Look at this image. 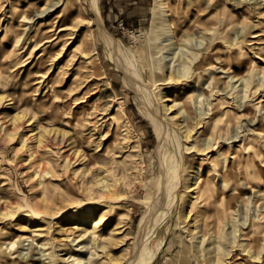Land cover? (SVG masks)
Listing matches in <instances>:
<instances>
[{"label":"rangeland","instance_id":"374dc122","mask_svg":"<svg viewBox=\"0 0 264 264\" xmlns=\"http://www.w3.org/2000/svg\"><path fill=\"white\" fill-rule=\"evenodd\" d=\"M81 1L73 42L60 60V50L51 51L43 95L46 87L33 90L28 69L41 49L32 62H21L26 37L18 26L57 0H0V264H136L147 235L155 253L150 264H264V48L249 42L254 29H264V0H98L99 14L90 0ZM23 15L31 22L20 21ZM177 27L176 38L188 30L185 40L168 39ZM204 52L212 54V73L195 64ZM187 54L196 59L184 66ZM217 95L216 124L230 127L215 133L199 106ZM151 109L170 133L180 119L196 124L193 132L177 127L185 184L210 176L215 164L224 175L214 179L217 196L209 206L191 203V192L180 186L174 215L146 222L142 234V200L162 190ZM110 115L115 123L107 122ZM43 131L49 141L38 149ZM169 144L165 153L172 161ZM196 152L204 160L201 172L189 157ZM95 163L98 177L113 163V176L123 183L121 199L97 200L104 190L95 184L93 192L94 177L87 173ZM93 197L90 210L85 200ZM93 223L95 238L89 233L78 240ZM78 224L84 226L73 228ZM26 236L40 249L27 248Z\"/></svg>","mask_w":264,"mask_h":264},{"label":"bare ground","instance_id":"6f19581e","mask_svg":"<svg viewBox=\"0 0 264 264\" xmlns=\"http://www.w3.org/2000/svg\"><path fill=\"white\" fill-rule=\"evenodd\" d=\"M29 1L30 0H28V3H29ZM69 1H73V3L70 5ZM74 1H76L77 3H75ZM30 5H31V2H30ZM74 5H76V8L74 7ZM1 6H2V4H1ZM61 6H63V7L61 8V10L58 11V9ZM65 7H67L66 9H68L70 16L73 18L72 19L73 22H71V23H67V21H65V18H64ZM82 7L85 8V5L83 4V2L81 0H57V2H55V3H52V4L46 3L45 5L41 6L40 9H38L37 12L35 13V16H33V17H36V19L34 21L32 20V22L27 21V19H24L25 15L22 16L20 21H22L24 19L23 22H31V23L28 25H25V24L23 25V23H22V24H19V26H18V28H21V30H23L21 36L24 34V36L26 37V40L24 41L23 45L21 46V49L19 52V53H22L21 57H20L21 62L22 61L32 62L34 60V55H33L34 51H36L37 49H39V50L41 49V52L37 55V58L35 59V61L32 62L31 64L29 63L30 66L28 68L29 73L32 74L31 78H30V82L31 83L33 82V84H34L33 90H39V89L42 90L43 88L46 87L43 95H45V93L47 92L48 87L50 86L49 85L50 84L49 83L50 78L47 80V77H48L47 73L51 67H49L48 69H46V68L49 65V60L52 59L51 58L52 57L51 51L53 49H55V50L59 49L60 54L58 55V57H55V59L60 60L63 52H65L66 49L69 47V45L73 42L75 35H76V31L79 29V26H80V25H77V23H74V21H76L75 19H78L82 16V9H80ZM90 7H91V9L95 10L96 13L99 14L98 0H90ZM158 14H159V11H158ZM10 16H11L10 19H13L14 13L13 14L11 13ZM9 23L12 24V21H10ZM202 28L208 29V27H202ZM80 29H81V27H80ZM180 30H182V29L178 28V27L175 28V30H173V34L169 35V38H168V36L166 38H168V39L176 38V35H177V33L179 34ZM186 33H188V30H183L181 33V36H183V38L178 37L176 39L185 40L186 37L188 36V34H186ZM29 37H31V38L33 37L34 41H32V39L29 41V39H28ZM251 37L252 38L249 41L250 44H254L256 48H264V29H259V28L254 29ZM171 43H173V41ZM187 55L188 56H183V55L181 56L180 62L181 63L183 62L184 66H186V64L188 62V60H186L187 58L189 59L191 56H193V60L196 59V57H194L195 55H191V54H187ZM211 57H212V54H210L208 52H204V54L201 55L195 61L196 66L198 65V67H201V69H200L201 72L204 69H206V71L208 73L213 72L211 70H207L208 68L212 67V60H210ZM218 58H220V60L222 59L221 56H218ZM80 63H81V61L78 63V65L76 64L77 69L81 67ZM30 70L32 72H30ZM77 72H79V71L73 70L71 72V74H75L74 78L79 77V73H77ZM216 72H217V74H219V72H221V71H216ZM217 74H215V75L217 76ZM211 78H212V76H211ZM218 78H220V77H218ZM234 85L235 84H232V87H234ZM214 89L215 88H213L212 90H214ZM74 100H76V98ZM218 101H220L219 95H217L216 101H213L211 98V101L208 100V102H201L202 104L199 106L200 110L202 109L199 113H202V115H207L209 124H212V127L210 128V130L213 129L215 131V133L221 132L224 127H227V129L230 127L229 124L228 125L227 124H216L217 122L215 119V115H216V110H217V106H218ZM207 104H208V106H207ZM196 108H197V106H196ZM153 112H155V111H153ZM156 112L153 115L152 120L154 122V125H155L156 130L159 134V139H160L159 146H158L159 147L158 153L160 154V157L162 160L161 161L162 174H161V181L159 184H160V186H162V190L160 192L159 197L153 198L152 201L149 199L148 200L150 202L148 200H144V201L142 200L144 206L146 207V212L142 216L141 223H140V229H139V231L142 232V234H143V232H145V233L147 232V231H143L145 229L146 222L150 226V224L152 222H154L156 224V223H159L163 220H166L169 217H172L174 215L175 207H176L178 201L180 200V199H178V188H180V186H183V189L185 187V190L187 189L191 192L189 195L191 203L194 202L196 204H199L201 207L202 206H209L210 202H212L215 199V197L217 196V190H216V186L214 183V179L217 176L224 175L223 174L224 170L221 169L220 164H218V165L215 164V168H213V170H212L213 174H210V176L208 175V177H204V178H202L201 177L202 174H200L199 175L200 177L199 178L194 177L195 180L193 178L189 185L185 184L186 179H184V177L180 176V172L182 170L183 163L185 162V154L183 152V147H182L183 143L181 141L180 131L177 129V127H179L180 130H182L185 127V129L182 130L183 132L184 131L193 132L196 124H191L186 119H180L179 121L176 122V125L174 126L173 132L170 133V130H168L165 127V124H166L165 121L158 114L156 115ZM106 120L110 124L115 123V121H116L114 115L108 116L106 118ZM223 133L225 134V132H223ZM9 134H11V133H9ZM45 134H46L45 131H43L38 135L37 144H36V147L38 149H40V148L42 149L43 146L49 141V140H47V142L43 141L42 138ZM220 136H218V138ZM187 138H189V136H187ZM218 138H216V141ZM230 138H232L233 142H235L237 140L235 137H233V135H231ZM169 141L171 142L173 147H175V153H176V158L172 159V161L168 160L167 155L165 153L166 145L169 144ZM61 143H64V140H62ZM228 146H231V145L229 144ZM61 151L66 152L67 150H66V148L61 146ZM32 154H34V153H32ZM197 154H199V153H197V152L193 153L189 157L191 158L192 163L197 164V166L200 168V172H201L202 166H204V160L201 156H198ZM69 155H70L69 153L64 155V157L66 158V162H68V160H69ZM231 158H232V161H235L234 156H232ZM70 163H71V161H70ZM97 164L98 163H95V165L91 166L87 172V173H92L91 176L94 177V180H93L94 184H93V190L92 191L94 192V187L98 186V184H100L104 190L103 191V197L100 196V198H98L97 200H103L102 198L108 199V198H114V197L121 199L124 196L123 193L121 192V188L123 187V183L119 178L113 176V169H114L113 163H111L109 165V167H107V169H106L107 172H105L104 175L99 176V177L94 172L95 169H98ZM100 169H101V167H100ZM200 172L193 170L191 173L194 175V174H197ZM95 184H96V186H95ZM84 186H85V188L88 187V185H84ZM96 197L89 198V199L85 200V202L88 203L87 207H89L90 210L92 208H94V204H91V203H95V202L97 203V201H95ZM221 198L223 199V196ZM185 208H186V203H184L182 201L180 212L182 209H185ZM192 210L193 209H191V211ZM156 213H159V217L156 216ZM58 215H59V213L57 214V216ZM199 216H200L199 213H196L194 216L196 219L195 221H197L198 224L201 220ZM94 221H95V219H94ZM81 222L86 224L88 222H92V219L91 218L90 219H83V221H81ZM95 224L93 223V225L91 226L92 227L91 231L85 232L83 235H81V237L78 238V240L85 239L89 233H90L89 237L94 239L95 238L94 229L96 228ZM78 225L79 226H74L73 228H77V227L82 228L84 226V225L82 226V224H78ZM59 230H62V228H60ZM66 230H68V229H66ZM75 232H76V230L70 232V234H65L64 236H66V238H70L69 236H71L72 233L75 234ZM198 232H200L199 236L201 237L203 235L202 234V227H198ZM25 239L29 240L28 241L29 245H27V248H31L33 251H35V249H37V247H39V249H40L41 246H38V243L36 242L35 238H33L31 236H26ZM19 240L20 239H18L17 241H19ZM146 251L149 253L148 257H144L146 254ZM44 254H45V251L43 250V252L40 255H44ZM154 254L155 253L150 249V246L148 243V235H147V237L145 239L141 240V251L137 255L136 264H150L154 258ZM31 257H33V256H31ZM36 258H40V256L39 257H33V259H36Z\"/></svg>","mask_w":264,"mask_h":264}]
</instances>
